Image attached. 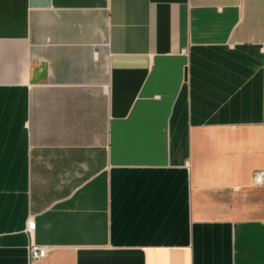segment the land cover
Returning <instances> with one entry per match:
<instances>
[{
	"label": "crops",
	"instance_id": "crops-1",
	"mask_svg": "<svg viewBox=\"0 0 264 264\" xmlns=\"http://www.w3.org/2000/svg\"><path fill=\"white\" fill-rule=\"evenodd\" d=\"M257 171L264 0H0V264H264Z\"/></svg>",
	"mask_w": 264,
	"mask_h": 264
},
{
	"label": "built area",
	"instance_id": "built-area-1",
	"mask_svg": "<svg viewBox=\"0 0 264 264\" xmlns=\"http://www.w3.org/2000/svg\"><path fill=\"white\" fill-rule=\"evenodd\" d=\"M264 181V171H257L254 175V182L256 184H261ZM35 226V222L33 219L29 221L28 227L33 228ZM49 250L47 247L37 245L35 243H31L30 246V256L32 260L40 259L47 256Z\"/></svg>",
	"mask_w": 264,
	"mask_h": 264
}]
</instances>
